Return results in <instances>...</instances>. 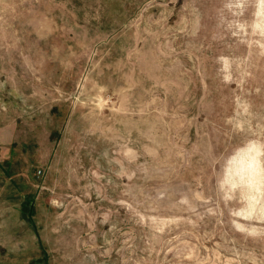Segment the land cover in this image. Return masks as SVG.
I'll return each instance as SVG.
<instances>
[{
  "label": "rangeland",
  "instance_id": "374dc122",
  "mask_svg": "<svg viewBox=\"0 0 264 264\" xmlns=\"http://www.w3.org/2000/svg\"><path fill=\"white\" fill-rule=\"evenodd\" d=\"M0 264H264V0H0Z\"/></svg>",
  "mask_w": 264,
  "mask_h": 264
}]
</instances>
